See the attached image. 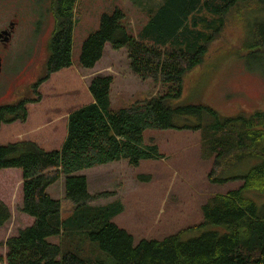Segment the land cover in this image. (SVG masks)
<instances>
[{"label": "trees", "instance_id": "trees-1", "mask_svg": "<svg viewBox=\"0 0 264 264\" xmlns=\"http://www.w3.org/2000/svg\"><path fill=\"white\" fill-rule=\"evenodd\" d=\"M77 1H53L55 28L49 38L45 75L32 85L36 98L0 106V126L25 123L27 105L41 99L40 86L53 74L73 66ZM238 4L257 5L263 15L250 24L248 31L254 32V39L242 51L247 53V70L264 77V0H165L150 13L148 23L136 36L128 30L122 10L101 16L99 29L87 37L80 50L79 66L94 69L107 45L114 51L126 49L134 75L168 89L161 96L113 109V77L97 76L89 86L93 102L70 113L66 138L58 150H45L31 141L0 146V172L21 170V211L33 219L31 226L8 239L6 264H89L49 242L68 231H82L115 264H264V200L258 205L246 194L253 191L264 196V112L225 119L206 105L178 103L185 77L205 63L229 13L236 6L242 9ZM184 129L203 130L207 151L215 155L209 176L212 184L243 182L235 190L214 195L202 208L201 228L213 226L224 232L209 231L188 241L179 233L161 241L142 240L136 246L133 237L110 220L122 213L119 203L92 210L97 199L113 194L93 196L87 178L74 175L122 160L132 167L155 160L159 157L157 147L146 144L145 132ZM253 159L259 164L250 168ZM231 163H242L239 174L228 176L226 167ZM62 176H66V199L75 207L74 216L64 221L60 218L61 202L48 193ZM9 211L0 200V227L11 220Z\"/></svg>", "mask_w": 264, "mask_h": 264}, {"label": "rangeland", "instance_id": "rangeland-1", "mask_svg": "<svg viewBox=\"0 0 264 264\" xmlns=\"http://www.w3.org/2000/svg\"><path fill=\"white\" fill-rule=\"evenodd\" d=\"M53 1L0 0V33L9 29L10 23H16L9 45L4 48L0 42L3 61L0 106H13L23 98H36L32 85L45 75L49 38L55 28ZM164 1L78 0L74 10L73 66L53 74L40 86L41 99L27 105L25 123L17 121L0 126V146L31 141L45 150H58L66 138L70 113L93 102L89 86L97 76L113 77L110 94L113 109L163 95L168 87L134 75L126 49L114 51L107 46L102 60L91 70L78 63L80 50L87 37L99 29L102 15L122 10L128 30L136 36ZM238 5L242 9L236 6L229 13L220 38L210 45L205 63L185 77L179 104L206 105L225 119L264 112V77L247 70V53L242 51L254 39V32L248 31L250 24L261 20L263 15L257 5ZM202 131L149 130L145 132V142L157 147V159L143 161L138 167L122 160L74 176L87 178L88 191L93 196L113 194L97 199L91 205L92 210L119 203L122 213L110 220L130 234L136 246L142 240L161 241L179 233L183 241H188L209 231L224 232L213 226L201 228L202 208L214 195L235 190L243 182L212 184L209 176L215 155L207 151ZM257 161L251 162L250 168L258 165ZM241 164L231 163V167H226L228 176L237 174ZM20 171L0 172V200L11 213V220L0 227V264L7 263L8 239L33 223V219L21 211L23 177ZM65 181L66 176H62L48 190L50 197L61 202V221L75 213L74 205L66 199ZM246 194L247 197L251 194L253 199L250 198L258 205L264 200L257 192L247 191ZM71 232L50 238L49 242L60 245L62 251H72L89 264H115L113 258L82 231Z\"/></svg>", "mask_w": 264, "mask_h": 264}, {"label": "flooded vegetation", "instance_id": "flooded-vegetation-1", "mask_svg": "<svg viewBox=\"0 0 264 264\" xmlns=\"http://www.w3.org/2000/svg\"><path fill=\"white\" fill-rule=\"evenodd\" d=\"M15 25H16V23L15 22H12V23H10V28L9 29H5V30H2L1 31V33L4 32V31L5 32H8V36H9V41L7 43L0 41L3 44V47L4 48H6L9 45L10 40L12 39L13 32H14V28L13 27H15ZM0 58H1V56H0ZM1 60H2V58H1ZM2 64H3V61H2ZM0 75H1V73H0Z\"/></svg>", "mask_w": 264, "mask_h": 264}, {"label": "water", "instance_id": "water-1", "mask_svg": "<svg viewBox=\"0 0 264 264\" xmlns=\"http://www.w3.org/2000/svg\"><path fill=\"white\" fill-rule=\"evenodd\" d=\"M0 41L5 42V43H7L9 41L8 32L4 31V32L0 33ZM1 70H2V60L0 58V73H1Z\"/></svg>", "mask_w": 264, "mask_h": 264}, {"label": "crops", "instance_id": "crops-1", "mask_svg": "<svg viewBox=\"0 0 264 264\" xmlns=\"http://www.w3.org/2000/svg\"><path fill=\"white\" fill-rule=\"evenodd\" d=\"M107 46H110V45H107ZM107 46H106V47H107ZM110 47H111V46H110ZM105 49H106V48H105ZM105 49H104V50H105ZM101 60H102V59H101ZM105 77H106V76H105ZM78 174H79V173H78ZM51 187H52V186H51ZM49 189H50V188H49ZM49 189H48V190H49Z\"/></svg>", "mask_w": 264, "mask_h": 264}]
</instances>
